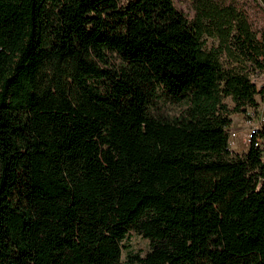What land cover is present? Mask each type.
Returning a JSON list of instances; mask_svg holds the SVG:
<instances>
[{
	"label": "trees",
	"instance_id": "1",
	"mask_svg": "<svg viewBox=\"0 0 264 264\" xmlns=\"http://www.w3.org/2000/svg\"><path fill=\"white\" fill-rule=\"evenodd\" d=\"M191 3L0 0V264H264V127L227 133L264 47Z\"/></svg>",
	"mask_w": 264,
	"mask_h": 264
},
{
	"label": "rangeland",
	"instance_id": "2",
	"mask_svg": "<svg viewBox=\"0 0 264 264\" xmlns=\"http://www.w3.org/2000/svg\"><path fill=\"white\" fill-rule=\"evenodd\" d=\"M219 6H232L247 21L260 50L264 47V4L262 0H211ZM175 8L184 16L191 20L194 16V10L191 0H173ZM203 43L207 50H218V40L215 37L205 35ZM221 60L226 64H234V62L225 54L221 55ZM258 61L262 62V56L258 57ZM246 72L249 73L250 80L255 86L258 94L255 96L257 106L255 108H246L243 113H235L230 115V126L227 128L229 135V149L234 154L243 155L247 152L251 137L256 130L264 127V95L260 92L264 89V73L258 69H254L249 62L244 63ZM224 103L229 109L233 107L230 99H225ZM174 108L170 111L174 112ZM264 150V142L261 144ZM149 250V241L145 240L138 234H129L122 242V254L120 264H128L127 255L144 256Z\"/></svg>",
	"mask_w": 264,
	"mask_h": 264
},
{
	"label": "built area",
	"instance_id": "3",
	"mask_svg": "<svg viewBox=\"0 0 264 264\" xmlns=\"http://www.w3.org/2000/svg\"><path fill=\"white\" fill-rule=\"evenodd\" d=\"M258 130V129H257ZM257 130H256V132H257Z\"/></svg>",
	"mask_w": 264,
	"mask_h": 264
}]
</instances>
